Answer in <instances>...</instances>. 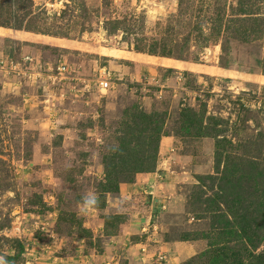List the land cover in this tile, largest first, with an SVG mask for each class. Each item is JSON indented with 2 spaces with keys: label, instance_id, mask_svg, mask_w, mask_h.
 I'll use <instances>...</instances> for the list:
<instances>
[{
  "label": "rangeland",
  "instance_id": "obj_1",
  "mask_svg": "<svg viewBox=\"0 0 264 264\" xmlns=\"http://www.w3.org/2000/svg\"><path fill=\"white\" fill-rule=\"evenodd\" d=\"M30 2L0 0L7 264L83 263L51 258L67 254L129 264L128 241L112 236L147 209L160 239L198 238L200 252L176 264L225 256L229 264H264V18H203L214 10L206 0H185L191 18L181 16L180 0ZM257 5L264 12V0ZM27 56L34 57L29 70L21 68ZM60 65L68 73L59 75ZM164 134L178 142L161 154ZM153 172L160 201L147 208V195L135 196L107 213L109 193ZM89 193L97 205L85 215L79 209ZM236 209L248 210L250 237L218 228L225 221L216 216ZM215 239L223 244L212 250ZM109 243L119 246L104 259ZM154 256L152 264H169Z\"/></svg>",
  "mask_w": 264,
  "mask_h": 264
},
{
  "label": "crops",
  "instance_id": "obj_2",
  "mask_svg": "<svg viewBox=\"0 0 264 264\" xmlns=\"http://www.w3.org/2000/svg\"><path fill=\"white\" fill-rule=\"evenodd\" d=\"M177 142L178 141L175 136L164 135L160 141L161 154L163 152H167V151L169 152V148L175 146ZM158 164H160V162H158ZM157 172L140 174L137 175L136 180L133 182L121 183L119 187V192L117 194L109 193L108 196L106 197L107 198L106 208L108 211H111L107 213H117V212H113V209L116 208L117 210H119L118 205L119 202H121V200L129 201L133 199L135 196H141V195H147L144 203L147 208H150L152 199H156L154 195L156 193L157 194L159 193V190L156 188L158 184V182H156ZM167 173L168 172L164 174L168 175ZM156 201H160V200L156 199ZM148 210L149 209L143 211V213H141L140 216L139 214L136 215L132 213L128 218V223L124 226L121 233L112 236V240L114 241V243L115 242L121 243L124 240L126 243V241H128L129 245H126L125 247L127 251L129 250L130 254L133 253V256H129L130 259L129 264H145V263L152 264L151 258H153V256L158 253L165 254V256L169 258V264H176L180 261H184L185 259L192 258L193 256H195L200 252L199 244L196 241L193 240L165 241L160 239L159 236L155 235L154 229H156L158 225L153 224L152 221L153 216L151 213V209L149 211ZM53 215H55L56 217L55 213H53ZM77 238L74 237V241L76 243L79 242V239ZM61 240L64 241L65 237L61 238ZM117 246H119V244ZM117 246H114V244L109 243L105 247V251L102 254H100V256L104 258L106 255H109V252L112 251L114 247L117 248ZM77 251H79L78 248ZM65 256L66 257H58L56 255L54 256L52 255L51 258L53 260L65 259V261L83 262L82 264L89 263V261L87 260L88 259L87 255H81L80 259L77 258L76 254L73 255L67 254Z\"/></svg>",
  "mask_w": 264,
  "mask_h": 264
},
{
  "label": "trees",
  "instance_id": "obj_3",
  "mask_svg": "<svg viewBox=\"0 0 264 264\" xmlns=\"http://www.w3.org/2000/svg\"><path fill=\"white\" fill-rule=\"evenodd\" d=\"M25 1H27V0H24V2ZM28 1H30V0H28ZM206 1H207V3L208 2L214 3V10L212 12L206 11V15L203 18H241L240 20H242V21L247 20L246 18H255V20H260L261 18H264L263 8H261L260 6L257 5V2H259L261 0H206ZM29 4L32 5V0ZM184 5H185V0H180L181 16L187 15L189 18H191V14L187 11L186 12L184 11V10H186V9H184ZM197 11L201 16L203 10H197ZM27 14H29V15L32 14V11H29ZM261 34H263V30H262ZM253 37L248 38V39L253 40ZM40 62L43 65V61L41 59H40ZM144 117H146V118L148 117L147 113L144 115ZM193 120L195 123H199L200 119L196 121V118H194ZM164 135H170V134H164ZM160 141H161V138H160L159 142ZM157 154H158V151H157L156 155ZM144 159H145V157H140V165H143ZM141 167H143V166H141ZM142 171L143 170H138L137 172H142ZM126 182H131V180L125 181V183ZM119 187H120V185H118V187H117L118 188L117 193L119 192ZM110 194H112V193H110ZM222 200L224 201V203H226L227 206L230 203V199L223 198ZM250 204H251V202H250ZM251 207H252V204H251ZM228 208H229V211L232 210V208L230 206H228ZM242 215H244V217ZM230 216L232 219L230 218ZM240 216L242 217V219L239 221ZM216 217H217L218 223H220L221 218L225 221L224 225H221V226H220V224L218 225V228L221 227L220 230H226L229 226H231V228L237 229L235 231L236 235L238 233H240V234H244L245 236L250 237V233L248 232L249 229L245 227L246 225L251 226V223H252V220H248V210L247 209H246L245 213H243L242 211L238 212V210L236 209L235 213H230V215H227L225 213H221V215L216 216ZM200 219L201 220L205 219V217H201ZM244 219H246L245 225L239 224V222H242ZM213 224H214V222H213ZM213 230H216L215 226L213 227ZM197 234L198 233H196V235ZM242 238H243V236H242ZM197 239L198 238L189 239V240H197ZM218 239H220V238H218ZM212 242H215V243H212ZM212 242H211L212 244L209 246L212 250L216 247L217 248L222 247V244H223L222 241L215 239ZM222 249H224V247L221 249L219 248L218 250H222ZM216 256L219 257L220 254L217 253L215 255V257ZM196 259H191V261L194 262V261H196ZM206 263L229 264L230 261H229V258L225 256L223 259H220V260L218 258L217 259L213 258V260L210 259Z\"/></svg>",
  "mask_w": 264,
  "mask_h": 264
},
{
  "label": "built area",
  "instance_id": "obj_4",
  "mask_svg": "<svg viewBox=\"0 0 264 264\" xmlns=\"http://www.w3.org/2000/svg\"><path fill=\"white\" fill-rule=\"evenodd\" d=\"M10 62V61H9ZM34 64V57L32 56H27L24 58V63L22 64L21 68H25L27 70L31 69L30 67ZM8 65V64H6ZM38 65V64H37ZM9 66L10 68H18L19 67V64H17V62L15 63V60H11V62L9 63ZM57 71H58V74L59 75H64V72L65 73H68V68L65 66V65H60L58 68H57ZM38 75H40V73H38ZM110 75V74H109ZM110 83L108 80L106 81H101V86L103 89H107L109 87ZM156 257V260L158 262H163L165 259H166V256L165 254H161V253H158V254H155Z\"/></svg>",
  "mask_w": 264,
  "mask_h": 264
},
{
  "label": "clouds",
  "instance_id": "obj_5",
  "mask_svg": "<svg viewBox=\"0 0 264 264\" xmlns=\"http://www.w3.org/2000/svg\"><path fill=\"white\" fill-rule=\"evenodd\" d=\"M97 205V197L95 194L89 193L83 197V206L79 209L85 215ZM0 264H7L4 255H0Z\"/></svg>",
  "mask_w": 264,
  "mask_h": 264
}]
</instances>
